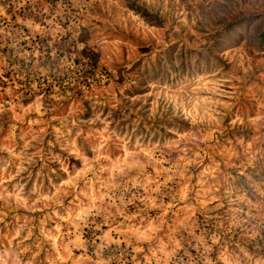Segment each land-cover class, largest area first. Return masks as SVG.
<instances>
[{
    "label": "rangeland",
    "instance_id": "rangeland-1",
    "mask_svg": "<svg viewBox=\"0 0 264 264\" xmlns=\"http://www.w3.org/2000/svg\"><path fill=\"white\" fill-rule=\"evenodd\" d=\"M0 264H264V0H0Z\"/></svg>",
    "mask_w": 264,
    "mask_h": 264
}]
</instances>
